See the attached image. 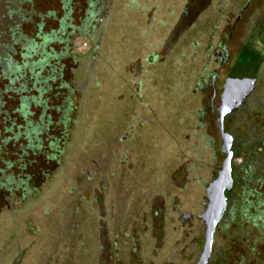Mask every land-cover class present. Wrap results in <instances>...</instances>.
Here are the masks:
<instances>
[{"label": "rangeland", "instance_id": "374dc122", "mask_svg": "<svg viewBox=\"0 0 264 264\" xmlns=\"http://www.w3.org/2000/svg\"><path fill=\"white\" fill-rule=\"evenodd\" d=\"M183 2L112 0L92 37L75 48L73 79L79 98L74 127L58 168L39 162L25 167L22 177L27 173L38 190L9 204L0 191V264H97L100 227L126 247L134 238L137 264L195 262L203 242L199 237L190 242L186 233H196L201 224L195 219L182 227L169 206L174 199L179 212L195 217L205 200L202 185L211 179L212 161L208 144L191 147L196 139L193 114L204 97L193 94V87L205 67L206 48L217 42L226 20L238 15L243 32L228 67L255 74V83L246 101L248 114L231 122L236 139L232 151L233 156L245 155L253 173L264 171V142L259 140L264 133V0H210L182 31L178 18ZM85 3L70 0V25H79ZM31 8L43 16L52 14L42 19L44 32L57 29L64 13L59 0H33ZM238 87L232 84L230 91ZM229 97L225 87L222 106ZM251 123L254 128L249 129ZM191 157L196 162L188 169L198 167L194 175L199 178L193 182L190 176L177 189L170 176ZM223 181L220 175L209 189L210 217ZM156 196L162 197L167 216L157 243L149 233L150 203ZM221 222L211 250H227L232 264L237 247L233 239L225 237L221 243L217 237Z\"/></svg>", "mask_w": 264, "mask_h": 264}, {"label": "trees", "instance_id": "16d2710c", "mask_svg": "<svg viewBox=\"0 0 264 264\" xmlns=\"http://www.w3.org/2000/svg\"><path fill=\"white\" fill-rule=\"evenodd\" d=\"M32 2L0 0V191L6 204L21 203L38 190L27 173L22 177L25 167L38 162L59 167L77 118L75 48L92 37L112 0H86L75 27L66 9L70 0H59L64 13L57 29L48 32L42 19L52 14L35 12ZM236 182L217 237L221 243L233 239L232 264H264V171L238 172ZM226 251L211 250L212 263L228 264Z\"/></svg>", "mask_w": 264, "mask_h": 264}, {"label": "flooded vegetation", "instance_id": "af4514ba", "mask_svg": "<svg viewBox=\"0 0 264 264\" xmlns=\"http://www.w3.org/2000/svg\"><path fill=\"white\" fill-rule=\"evenodd\" d=\"M209 1L210 0H184L183 5L180 8L178 18V25L182 27V31L186 29L188 25L194 21L196 16L207 7ZM239 20L240 15L234 19L231 17L228 21L226 20L225 28L217 42L206 48L203 55L205 67L202 68L193 87V94L200 92L204 97L198 107V110L193 114V136H196V139L192 143L193 145H191V147L199 148L200 142H202L204 146H207V144L210 146L209 155L212 161L210 181H213L217 177V174L221 170L222 163L226 158V154H224L221 149L223 141L219 134L218 121L223 134L226 135L223 137L225 144L230 143V147L228 149V153H230L228 166L231 185L229 191L223 192V196L225 193L230 194L234 190V181L237 178L238 172L241 173L248 167L245 155H240V157L233 156L234 152L232 151V148L235 146L236 139L234 132L232 131L231 122L234 119H242V117L244 118L246 114H248L246 101L251 95L255 83V74H245L240 70L234 71L228 67V64H230L231 61V53L239 46V39L242 37L243 31L239 27ZM207 65H211L212 68H208ZM236 83L239 84V87L234 89L237 91H230L232 84ZM225 87L229 89L230 97L227 103L222 106L221 101ZM233 95L237 96V98L232 99ZM253 125L254 123H251V125H247V127L252 129L254 128ZM210 130L215 131L214 138L210 136ZM186 138L188 137L186 136ZM259 140L264 142V133L261 134ZM236 160H238V163H236ZM191 162H196V160L193 157L187 159L185 163L178 166V168L171 174V182L177 189L182 190L185 180H188V177L190 176H192L190 177V180L193 182L197 180L198 175L196 176L194 173L199 171V168L191 166V168L188 169V164ZM102 188L103 186L98 190L102 191ZM225 199L227 207V198ZM150 205V209L154 211L152 212V218L149 223V233L150 238L157 243L162 240L164 235L163 222L167 216L164 214L165 206L161 196L153 198ZM175 205L176 203L173 199L169 206V210L171 209L174 212V221H176V223L185 227L188 224H192L196 219L200 222V224H202L201 220L198 219V216L203 210V202L199 205L200 213L195 217H192L189 213L179 212V205ZM206 210L208 211V209ZM157 211L160 212V217L155 220L153 217L154 215L158 216ZM182 231L184 233V230ZM106 234L107 232L100 227L97 264H137V260L138 258L140 259V257L137 248L138 243L134 238L131 240V243H129V247H126V245L122 243L118 244L115 239H110ZM186 236H191L190 242H193L197 237H199L203 242L202 227L196 231V233L190 234V231H187Z\"/></svg>", "mask_w": 264, "mask_h": 264}, {"label": "water", "instance_id": "95a60500", "mask_svg": "<svg viewBox=\"0 0 264 264\" xmlns=\"http://www.w3.org/2000/svg\"><path fill=\"white\" fill-rule=\"evenodd\" d=\"M219 124L220 123L218 121L219 134H220L221 139L223 141L221 149H222L223 153L226 154V158L222 163L221 170L217 174V177L213 181H210V182L202 185L205 200L203 201V210H202L201 214L198 216V219L201 220V222H202L201 227L203 230V237H202L203 238V244H202L201 250L197 254L196 260L193 264H207V262L210 258L211 246H212V235L214 233L216 226L221 221V219L224 215L225 209H226V199L223 196V192L229 191L230 185H231L230 175H229V166H228V161L230 158V153H228V149L230 147V143L225 144L223 137H225L226 135L223 134ZM220 175H222L224 181L216 190L215 211L213 212L211 217L208 216V217H210V219H209L208 223L206 224V222L204 221V218L207 215V210H206V209H208L207 203H209V200H210L208 198L209 189H210L212 184H215L217 182Z\"/></svg>", "mask_w": 264, "mask_h": 264}, {"label": "bare ground", "instance_id": "6f19581e", "mask_svg": "<svg viewBox=\"0 0 264 264\" xmlns=\"http://www.w3.org/2000/svg\"><path fill=\"white\" fill-rule=\"evenodd\" d=\"M207 216H208V215H207ZM207 216H206V217H207ZM204 219H205V218H204Z\"/></svg>", "mask_w": 264, "mask_h": 264}]
</instances>
